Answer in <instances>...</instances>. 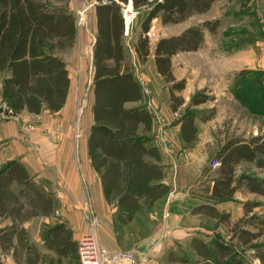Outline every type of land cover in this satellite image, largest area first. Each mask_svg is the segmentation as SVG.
<instances>
[{"label":"trees","instance_id":"1","mask_svg":"<svg viewBox=\"0 0 264 264\" xmlns=\"http://www.w3.org/2000/svg\"><path fill=\"white\" fill-rule=\"evenodd\" d=\"M213 1L155 0L145 22L158 15L163 23L178 22L193 13L207 11ZM147 2L133 0V5L137 7ZM97 16L100 35L93 60L94 122L88 137V153L99 174L106 201L116 199L118 212L131 218L142 203L151 204L166 195L169 186L163 182L158 147L145 133L152 123L149 110L124 107L125 102L141 97V88L126 66L121 71L122 45L111 42V37H117L121 31L119 3L107 0L98 5ZM215 23L205 21L201 25L189 26L177 35L160 38L154 48L158 73L168 81H174L171 56L179 50L197 49L203 38V28L214 30ZM146 29L147 25L143 24V30ZM75 32V17L63 8H51L35 0H0V71L8 73L3 78L1 96L15 112L23 109L39 112L43 103L51 110H58L63 105L70 78L65 63L56 52L72 45ZM135 51L142 60L146 59L150 52L147 36L138 40ZM110 56L112 64L108 63ZM262 83L258 77L242 79L238 83L237 96L240 98V93L247 91L253 100L264 99ZM182 88L184 80H179L172 84L171 91ZM171 97L174 100L172 108L176 110L183 98L175 94ZM205 100V96H195L192 105ZM194 118V110H188L182 118L180 129L185 142L191 141L197 132ZM216 159L219 166L213 179L212 199L228 198L242 185L251 192L264 194L263 178L246 172L236 173L237 165L242 161L264 169V135L248 140L231 138L219 149ZM53 203L52 196L31 181L18 160L0 167V215L7 214L12 218V224L1 230L0 241L3 248L13 249L17 260L27 247L24 264H63V258L69 259L68 264L70 261L80 264L77 242L71 239V231L64 223L50 227L44 234L45 246L57 254L55 259H48L35 245L28 246L25 241L27 233L19 222L31 215L50 213ZM25 204L29 210L22 212ZM255 206L257 202L244 203L245 212ZM196 208L198 211L208 209L210 216H219L213 205L203 204ZM236 232L237 242L243 246L250 245L259 236V232L248 229ZM191 247L199 257L195 264H246L233 245L217 238L206 242L195 237ZM257 257L264 263V249L257 251Z\"/></svg>","mask_w":264,"mask_h":264},{"label":"rangeland","instance_id":"2","mask_svg":"<svg viewBox=\"0 0 264 264\" xmlns=\"http://www.w3.org/2000/svg\"><path fill=\"white\" fill-rule=\"evenodd\" d=\"M36 1L76 10L82 0ZM84 1L88 3L92 0ZM145 12H141L139 17L141 18ZM190 21L196 25H201L205 21L216 23L214 30L203 28V38L197 49L183 50L174 55L172 68L174 81H168L155 69L153 41L148 42L151 50L145 60L129 55L124 62L131 66L143 94L147 96L149 102L151 100L152 103L149 104L155 108L152 109L153 115L156 109L160 111V108H163L161 116L165 118L166 115V118H169L164 121V126L169 127L178 123L181 126L180 122L185 113L194 110L197 128L194 138L185 142L179 131L171 140L163 137L161 148L166 150L172 142L171 147L176 153V161L170 162L168 166L171 164L172 178L177 183V191L183 189L186 184L191 186L188 188L189 192L205 197L210 180L217 176L219 165H215V160L222 145L231 138L248 140L256 135H264V99H257L259 102L253 100L248 97L247 91H242L240 98L237 96L240 89L238 83L242 79L258 77L264 84V0H214L207 11L196 13ZM184 25L165 31L156 27L154 31L159 34L169 33L182 29ZM132 35L137 39L140 29L134 28ZM65 59L69 66L71 85L70 116L58 118L52 127L39 124L38 116L36 119L22 117L20 111L15 112V117L10 119L17 122V140L22 144L29 143L34 148L33 142H30L34 132L48 136L49 142L63 144L65 140L57 139V136L61 132H66L71 146L78 148L80 152L84 148L86 157L88 137L93 125L89 118L94 88V75L90 72L91 60L86 52L80 51L79 45L69 47ZM179 80H184V88L175 89L174 94L183 97L184 103L177 111H173L170 105V86ZM195 96H205L206 100L192 105ZM29 126H34V129L27 132ZM80 157L83 156L80 154ZM170 157L168 154L169 160ZM81 161L82 159H79V163ZM245 172L264 179L263 168L242 161L237 165L236 173L239 175ZM21 199L23 200L22 197ZM167 201L166 194L151 204L142 203L131 218H126L124 214L118 212L116 199L107 201L102 209L96 210L90 194L85 190L77 210L79 239L83 233L93 229L100 247L106 250L131 251L142 256L144 263L148 261L151 264H195L194 261L199 260V257L191 247L192 239L198 237L210 242L212 238H217L233 245L246 264H264L257 257V251L264 249V194L251 192L242 185L228 198L214 200L219 209L218 217L210 216L208 209L199 210L202 214H196L198 210L195 207L197 212H194V209L193 212H187L183 216L185 219L182 217L178 222L168 216L170 209L167 207ZM204 201L210 202L205 199ZM246 202H257V206L245 212ZM26 210H29L27 204L24 205L22 212ZM96 220L97 225L94 222ZM3 222L0 220V223ZM177 223L199 226L204 230L197 229L194 234L188 235L174 233ZM45 225L47 224L38 215L35 216L28 224V233L26 232L28 237L37 234L43 236L48 230ZM4 227L0 228V233ZM241 229L259 232V236L248 246L240 245L236 239V231ZM31 244L46 254L48 259L56 258V255L45 246L42 247L34 241ZM0 252L5 254L9 264H24L26 257L23 255L24 250L20 260L13 256L11 247L3 248L2 245ZM68 260L63 258V264H68ZM70 263L77 264L73 261Z\"/></svg>","mask_w":264,"mask_h":264},{"label":"crops","instance_id":"3","mask_svg":"<svg viewBox=\"0 0 264 264\" xmlns=\"http://www.w3.org/2000/svg\"><path fill=\"white\" fill-rule=\"evenodd\" d=\"M106 1L107 0H92L88 3H85V1L82 0V3H79V7H77L76 10L70 7L50 6L48 4L39 2L51 8H63L67 12L74 15L76 22V32L73 43L70 47L79 45L80 51L82 53H87V57L91 60L90 72L92 73V75H94L95 73V66L93 61L95 45L100 35L97 6L105 3ZM116 1L120 5L122 26L121 31L118 33L117 37H111V42H119L122 45L121 71H123L126 66L128 70L133 73L131 66L127 62H124V59L129 55L133 56L134 58H140L135 51V44L140 38L147 36L148 42H155L153 46L154 52L156 42L160 38L177 35L189 26L196 25L194 22L190 21V19L195 16L196 13H193L178 22L163 23L161 15L153 17L149 22H145L146 16L154 5L155 0H148L146 4L137 7L133 5V0H127L126 2L120 0ZM143 11L146 12L140 18L139 14ZM143 24L147 25L146 31L143 30ZM181 25H184L183 28L174 32H164L159 34L154 31L156 27H160V30L165 31L174 27H180ZM136 27L140 29V35L137 37V39H134L132 33L133 29ZM68 48L69 47H66L63 50L56 52V55L60 57L65 63V68L67 69V73L69 76V66L67 60L65 59V53ZM179 52H181V50L177 51L171 56V71L173 68V57ZM108 63L112 64V56L108 58ZM7 74L8 73L6 71H0V94L2 91L3 78ZM70 86L71 85L69 83L64 103L58 110H51L46 106L45 103H43L42 108L39 112H29L26 109H23L20 111L21 116H25L29 119H36L35 117L38 116L37 119L39 124L45 127H52L53 124L57 122L58 118H68V116H70V106L72 103V98L70 96ZM172 94H174V90L171 91V95ZM170 98V105L173 111H177L178 108H180V106L184 103L183 100V103L179 105L176 110H174L172 108L174 100L172 99V97ZM149 103H152L151 100L149 102L147 100V96L143 94L141 90V97L135 101L125 102L124 107H145L151 114V128L145 133L151 137L152 143L158 147L160 154L159 164L161 165L163 171V182H165L169 186V193H167V207L168 209H170V211L168 213V216H170V219L178 222V220H182V217L187 212H193V209L194 212H197L195 211V207H199L203 204L213 205L217 210H219L217 208L216 202L211 198L214 177L210 180L205 197L200 194H192L191 192H189L188 188L191 186L186 184H184L183 189H179L180 191H177V183L172 178L173 170L171 169V164L170 166H168L170 162L172 163L176 161V153L171 147L172 142H170L169 147H166V150H168V152L161 148V139L164 137L167 140L168 138L171 140L173 138L172 136H175L176 132L178 133L179 131L181 135V129H179L180 124L178 123L169 127L164 126V121L168 120L169 118H166V115L165 118L161 116L163 114V108L161 107L160 111H157L156 109L155 116V114L153 115V110L155 108L152 105H148ZM89 118L92 122H94L92 109L89 114ZM16 125L17 122L15 121V119H9L0 123V127L2 130L0 132V167L4 166L6 163L12 160H18L25 167L31 181L36 186L52 196L54 200L53 209L50 213L38 214L39 218L47 224L45 225V227L49 229L50 227L58 223H64L66 227L71 231V239L77 242L79 239V215L77 214V210L79 207V200L83 198L85 190L90 194L92 203L96 210L102 209L103 205L107 203L99 174L94 169L91 163L88 148L86 150L87 156L85 157V149L82 148L80 152L78 148L72 147L66 132H61L59 136H57V139L62 138L63 140H65L63 141V144L49 142L48 136H45L40 132H34L30 140L31 143L33 142V145H31L33 147L35 146L34 148H32L29 143L22 144L21 142H19V140H17ZM79 152L83 157L79 158ZM168 154L171 156L170 160L168 159ZM79 159H82V161L84 162L81 161L79 163ZM204 199L210 202H206L204 201ZM56 212H58V214H56ZM196 214L202 213L198 211V213ZM35 216L37 215H31L24 219L23 222L21 221L22 223H20V226L24 227L27 233L28 224H30L31 220H33ZM183 218L185 219V217ZM0 220L4 221L3 223H0V228L4 227L5 225L12 224V218L10 215H0ZM174 229V233H183V235L194 234V231H196L197 229L204 230V228H201L199 226H191L185 223H179V225L177 223ZM29 237L27 234V238L25 239L28 246L32 245V241L37 244H41L42 247L45 246L44 235L42 236L41 234H37ZM30 239L31 242H29ZM45 247L47 248V250L52 251L57 257V254L53 250L49 249L47 246ZM0 249H2L1 243ZM27 254L28 248L26 247L24 249L23 255L26 256ZM144 264L151 263L146 261Z\"/></svg>","mask_w":264,"mask_h":264},{"label":"built area","instance_id":"4","mask_svg":"<svg viewBox=\"0 0 264 264\" xmlns=\"http://www.w3.org/2000/svg\"><path fill=\"white\" fill-rule=\"evenodd\" d=\"M14 117L15 111L0 94V123ZM33 129L34 126H29L27 132ZM215 165H219L218 160H215ZM94 222L97 225V220ZM77 255L80 264H144V258L131 251L123 249L106 250L100 247L93 229L83 233L78 240ZM0 264H9L3 252H0Z\"/></svg>","mask_w":264,"mask_h":264}]
</instances>
